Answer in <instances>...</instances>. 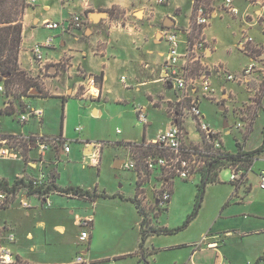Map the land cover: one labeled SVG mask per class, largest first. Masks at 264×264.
Here are the masks:
<instances>
[{
	"label": "crops",
	"instance_id": "0c3cea01",
	"mask_svg": "<svg viewBox=\"0 0 264 264\" xmlns=\"http://www.w3.org/2000/svg\"><path fill=\"white\" fill-rule=\"evenodd\" d=\"M220 3L221 0L215 2L210 22L227 16L230 18L233 26L237 28V33H234L237 35V38H234L232 46L238 53L240 52L243 57L247 58V63L238 72L240 73L251 60H254L256 62V73L251 78L259 74V72H261L260 74L264 73V0H233L234 5L240 12L234 18L220 13L217 8ZM250 3L257 4L251 6ZM192 8V0H167L164 6H159L157 0H35L34 4L29 6L23 15L21 43L17 60L19 70L26 73L29 77L40 76L38 66L33 62L31 57V47L33 44L44 40L48 35H55L54 32H57L44 29L42 27L44 22H59L73 15H82L85 19V27L83 30L71 34H59L57 32L56 34L58 35L56 37L60 38L59 45L45 51V58L52 65L66 62V64L64 63L65 70L62 74L60 73L66 85L65 90L63 88L58 90L52 85L53 82H58L60 75H55V66H49V71L52 70L54 74L51 75L53 77L44 79L45 86H47L44 90L50 95L28 97L29 99L43 98L44 100L56 98L60 101V106H62L61 98L64 99V118L62 129H60L62 131L61 135L59 134L54 139L61 138L63 142L68 143L69 153L64 154L61 145L52 146L44 153V164L41 166L38 161V154L34 145H32L31 150H27L26 153L23 151L19 153L18 161L21 163L20 174L28 177H37L42 169V172L47 176L49 174L54 175L53 182L61 189L69 187L80 188L90 193L95 191L97 194H101L95 179L96 177L98 178L100 172L99 167L101 165L102 153L97 158V163H95L92 156L94 151L92 143L88 141L83 143V162L81 163L84 173H87L86 168L88 169V178L93 180L91 185L89 183L88 185H84L83 183L78 185L72 182L64 184L60 174L57 172V163L61 162L58 161V158L60 160L62 157H65L67 160H70V157L74 156L70 148L72 140H68L67 138L66 111L71 101L70 99L73 98L81 84V78L77 75V70L100 77V80H98L100 82V98L90 101L91 103L94 102V104L96 102L94 106L98 107L99 105H105L110 98L117 103L122 102L118 93L113 88V83L117 80L116 72L119 70H123L122 75L118 79L119 83H121L120 78L122 76H127L128 88H125L121 83L123 89L139 91L141 87L147 86L150 83H160L168 88L170 85H166L160 80V77L163 76L162 66L167 52V47L160 37V29L163 27V21L167 17H171L174 20L175 25L173 27L181 31L187 29L190 25ZM111 10H115L116 14L111 16ZM103 12L107 13V16L100 18L98 21L93 20V14ZM138 13L140 16L137 15ZM203 35L208 47V50L205 51V55L208 53V56L204 60L206 66H209L210 64L207 60L216 52L218 44L216 36L212 32L211 23L204 29ZM248 38L251 41L245 46L257 52L253 56L239 48L241 44H245ZM228 51L226 49V52ZM218 63L221 64V62ZM215 66L210 65L209 69L211 70ZM40 78L43 77L40 76ZM228 87L233 88L225 83L221 85L220 90L226 89L228 91ZM50 88L51 90L48 91ZM170 89H172V86ZM230 93L227 95L232 96V98L237 95V92H232V90ZM32 96H36V94ZM148 96L152 98L151 95ZM22 101L25 107L29 106L26 100ZM79 101L81 102L80 99ZM153 102L152 100L151 103ZM94 106L91 109L92 115L97 117L101 114V110ZM226 109H228L227 106ZM142 110L146 111L144 108ZM259 110L264 111V107ZM259 110L257 111L258 114ZM37 122L39 125L41 124V122ZM142 124L145 128L143 137L146 142L153 140L169 127L168 122L167 126L164 129H159L156 137L152 139L146 137V129L151 125L150 121L146 120V124ZM75 129V133H80ZM5 134L19 135L20 133L6 132ZM20 135L44 137L43 135L34 133L26 135L25 132ZM73 141L76 143L83 142L79 136L77 140ZM246 143L247 139L242 143V149L245 152L258 148L250 149ZM126 159L127 152L125 156L115 160L114 167L117 169L123 168V162ZM256 169V174L259 178V173L264 171V152L252 161L247 170H244L245 182L241 186L234 188L233 193L236 196L242 190V199H238L232 202V204L251 213H240L230 218L218 219L213 226H209L208 230L205 229L199 237L194 239L195 241L177 240L178 238L176 237L179 233L187 231L197 220L202 210V202L197 216L183 231L172 235H152L147 237L144 243V251L148 264H264V216L262 218L258 217L256 215L258 208L249 201L252 189L250 184H248V175L250 172H255ZM14 178L10 177L8 179L6 176H1L0 180L12 185ZM245 187L248 189L246 190ZM141 188V191L138 190V193H143L147 197L145 185ZM135 196L136 188L132 196L118 193L109 198L99 197L95 201L52 191L49 195V200L51 201L50 208H45L38 200L33 203L31 199L36 197L28 196L27 202L31 207L23 209L15 201L9 208L1 211L4 213V216L1 218L0 224H5L15 236V241L11 246L14 253L21 260L30 264H71L78 254L84 256L87 264H94L95 262L99 264H127L129 259L134 260L136 264H143L139 260L138 254L141 240L140 222L142 218L139 216L135 204L130 199L136 198L140 204V208H142L141 203L145 201L139 200V196ZM107 199H112L120 205H130L132 209L131 213H129L130 215H126L121 220H110L106 213L101 210L102 202ZM170 205L171 200L164 212L170 210ZM162 213L158 216V221L154 223V227L170 228L162 226L159 223ZM134 214L138 218V221L136 220L138 231H135L136 234L138 233V236L135 241L129 240L126 243L127 238L124 237L125 231H131L133 228ZM88 218L92 220L89 240L85 244H81L79 242L81 229L78 223L79 220ZM115 225L122 229V236L119 233L114 236L116 239L112 240V243L110 242L107 247L111 252L110 254L104 256L98 255V252L103 250L106 245L104 242H107L111 236L110 229ZM162 237L169 240H163ZM130 238H132V234ZM202 245L205 248H202ZM62 247L64 249H60ZM68 249L70 250V254L72 253L71 256L67 255ZM205 253H208L206 255L210 256L205 258L199 256L205 255Z\"/></svg>",
	"mask_w": 264,
	"mask_h": 264
},
{
	"label": "rangeland",
	"instance_id": "374dc122",
	"mask_svg": "<svg viewBox=\"0 0 264 264\" xmlns=\"http://www.w3.org/2000/svg\"><path fill=\"white\" fill-rule=\"evenodd\" d=\"M31 5L32 4H29V6ZM114 14H116V11L111 10L110 15L113 16ZM138 15L140 16L139 13ZM210 23L212 25V32L216 36L218 44L216 52L207 61L210 65L224 68L229 73L236 75L239 73L238 71L243 65L247 63V58L243 57L241 53H238L232 46L234 44V38H237V35L234 34L237 33V28L233 26V23L227 16ZM54 33L55 35H58L56 34L57 32ZM59 41L60 38L56 37L54 46L59 45ZM247 48L253 51H249V55L253 56L257 53L254 49L250 47ZM226 49L229 51L226 52ZM207 56L208 53L202 59L204 66H198L194 74H198V71L200 70L205 71L209 69L210 65L206 66L204 60ZM218 62H221V64ZM64 63L66 64V62H60L58 65H52V63L49 65L51 67L55 66V75H60L58 82L52 81V85L58 90H61L62 88L65 90L64 88H66V85L63 82V76L61 75L65 70ZM122 73L123 70L116 72L117 80L113 83V88L115 89V92L118 93V96L122 101L121 103H117L110 98L105 105H99L98 107L94 106L96 105V102L94 104V102L91 103L90 100H81L80 102L76 96H73V98L70 99L71 101L66 111V132L68 135L66 136L68 140H72L70 148L72 149V155L74 156L72 157L70 155V160H67L65 157H62L60 160L58 158V161L61 162L57 163V172L60 174L64 184L72 182L78 185L81 183L84 185H88L89 183V185H91V183H93V180L88 178V169L86 168L87 173H84L81 167V163L83 162V143L88 141L96 146L95 149L98 151V157L102 153L101 165L99 167L100 172L98 178L96 177L95 179L99 191L109 196L118 193L125 196L133 195L134 189L136 188V176L134 175V172L126 171L123 168L117 169L114 167V162L117 158L125 156L126 142L140 143L143 139V131L145 128L143 124L140 123L142 121L138 118L137 111L135 110L136 108H138V110L140 108L146 109V120L151 123L146 129V137L152 139L156 137L159 129H164L167 126L170 121L169 117L173 115V112H178L180 115L178 121L181 123L182 129L188 131V136L190 138V140H184V144L186 146L198 147H204L206 145L203 133L196 129V126L186 112H183L179 107L175 108L172 101L170 103L166 102L167 100L174 101L177 96L172 89L169 90L166 86L160 83H150L147 86L141 87L139 91L126 90L123 89L122 84L118 81ZM260 73L261 72L252 78L250 77V80H248L246 84L234 82L227 83L222 77H217L214 73H211L210 80L212 87L215 89V99L211 102L199 97V109L204 117V122L208 124L212 130L218 132L216 137L221 140L223 149L226 152H232L230 154L236 153L238 150L237 143L242 145L246 139V145L250 149L261 145L263 139L262 129L264 127V111L259 109L264 107V73ZM52 74H54V72H50L49 69H47L43 78H40V76L29 77L27 75L26 79H28V85H15L9 89L14 98L7 95L6 100L4 96L0 95V110L3 111L9 108H14L15 110V113L13 114L14 116L0 114V125L3 133L12 132L21 134L25 132L26 135L34 133L43 135L48 139H54V137H57L60 134V127L62 124L60 101L56 98H47L45 100L43 98H28L35 94L36 96H49L50 94L44 90L47 87L45 86L46 83L44 82V79L47 77H53L51 76ZM225 83L226 85L229 84L231 87L235 88V90L228 87V91L226 89L221 91L220 87ZM230 89L232 92H237V95H235L234 98L229 95L231 99L227 95L231 94ZM50 90L51 88L48 89V91ZM78 94H80V92ZM21 95H23L22 97H24V99L20 97ZM148 95H151L152 98ZM22 100H26L29 107H32L33 109H42L43 117L40 125L34 118H30L23 125L19 123V114L25 110V105L22 103ZM152 100L154 101L153 103H151ZM4 102L7 104L9 103V105L2 110ZM93 106L98 107L101 110V114L97 117L92 115L91 109ZM226 106L228 109H226ZM220 107H223L224 111L219 110ZM258 110L259 114L257 113ZM225 124L226 126H224ZM78 126L82 127V131L77 134L74 132V129ZM74 136L76 137L73 139ZM78 136L83 142L76 143L73 141L77 140ZM123 141H125V143H123ZM22 151L26 153L27 148L23 147ZM18 156V153H12L10 158L0 159V177L6 176L9 179L10 177H16L17 173H21V163L18 161ZM248 168L249 165L243 169L247 170ZM256 171L257 169L255 172H250L248 175V184H250L252 189L250 198H248L251 204L258 208L256 215L262 218L264 216V191L259 188V178ZM156 174L157 172L153 175L154 179H151L150 182H147L149 181L147 179L144 184L147 191V197H144L143 199L145 203H141V209L147 218L148 225H151L152 227H154V223L158 221V216L166 211L167 208L160 209L151 205V201L153 200L151 187H157L159 185L157 177L155 176ZM229 176L230 170L222 169L218 173V182L207 185L203 198L202 210L200 211L197 220L187 231L179 233L176 237L178 238L177 240H194L199 237L205 229L208 230L209 226H213L218 219H225V217L230 218L233 215L240 213H251L250 211H244L232 204V202L242 199L243 192L242 190L239 191V194H236V196L233 194L234 186L229 182ZM199 182V173H196L192 178L186 180L180 178H175L173 180L171 187L172 197L170 210L162 213L159 219V223L162 226L177 228L183 224L187 216L190 215L193 210L196 201L197 185ZM245 188L246 190L248 189L247 187ZM117 197L119 196L117 195ZM146 198H148V200H146ZM36 200V198L31 199L33 203L36 202ZM226 205L228 206L224 209ZM101 206L102 212L104 211L110 220L124 219V217L126 215L129 216V213L132 211L130 205H120L112 199L104 200ZM3 216L4 213L1 212L0 220ZM136 220L138 221V218H136L134 214L133 228L135 229L132 228V232L130 230L125 231L124 237L127 238L126 243H128L129 240L135 241L138 236V233L136 234L135 232L136 230L138 231ZM118 233L121 236L123 234L122 229L118 228L116 225L110 229L111 236L108 238L109 240L107 242H104L106 245L103 250L98 252V255L104 256L111 253L107 247L112 240L116 239L114 236ZM131 234L132 238H130ZM162 239L169 240L165 239V237H162ZM114 248L116 249L115 246ZM202 248H205V246L202 245ZM60 249L64 248L62 247ZM206 254L208 253L199 256H202L201 258L210 256ZM67 255H72V253L70 254L69 249L67 250ZM94 264L99 263L95 262ZM127 264L136 263L134 260L129 259Z\"/></svg>",
	"mask_w": 264,
	"mask_h": 264
},
{
	"label": "built area",
	"instance_id": "2783aa9c",
	"mask_svg": "<svg viewBox=\"0 0 264 264\" xmlns=\"http://www.w3.org/2000/svg\"><path fill=\"white\" fill-rule=\"evenodd\" d=\"M35 0H27V4H34ZM217 0H192V14L190 25L187 29L181 31L176 27H161L160 37L167 47L165 60L163 62V76L160 80L172 86V90L177 94L175 100H167V103L174 104L175 108H180L186 112L188 117L199 132L203 133L206 145L204 147L186 146L184 142L189 139L187 131L182 129L178 118V112H173L169 121V127L161 132L153 140L142 143L125 144L127 150V159L123 162V169L134 172L136 176V189L141 191L147 179L150 182L157 177L159 185L151 187L152 198L151 205L164 209L168 206L172 197V183L175 178L186 180L192 178L205 167V158L217 155L218 152L225 153L223 144L216 136L218 132L212 130L204 122V117L199 109V97L208 101L215 99V89L212 87L210 74L214 72L217 77H222L226 82L246 84L251 76L255 74L256 62L251 60L240 73L233 75L221 67H214L205 71H198L194 74L198 66H204L202 63L205 57V51L208 50L203 31L209 25L214 11V5ZM167 0H157L159 6H164ZM257 3H250L251 6ZM220 13L230 17L239 15L238 8L233 0H221L218 5ZM85 19L82 15H73L66 20L59 22H44L42 27L49 31H57L59 34H71L83 30ZM56 35H48L41 42L33 44L30 49L32 60L38 66L41 77L45 75L49 64L45 58V51L53 48ZM251 41L246 39L245 44L239 46L240 50L249 53V48L245 45ZM77 75L81 78V84L78 91L74 94L77 99L95 101L100 98V82L95 75L77 70ZM125 88H128L126 78H120ZM80 92V94H78ZM0 95L7 100L4 84L0 83ZM3 103L2 110L7 106ZM1 111V110H0ZM137 115L142 123L146 124L147 116L142 109H137ZM43 111L25 107L24 112L19 114L18 121L21 125L25 124L30 118L41 122ZM180 124V126L178 125ZM241 127V126H240ZM81 131L78 126L75 129ZM185 140V141H184ZM202 140V138H201ZM202 142V141H201ZM34 145L38 154V161L42 166L44 164V153L54 145H61L64 154L69 153V144L60 139H48L37 135H14L5 134L0 126V159H8L12 153L22 152V148L32 149ZM93 146V161L97 163L98 151ZM150 148V151H148ZM139 150L147 151L139 155ZM230 170L229 182L235 186H241L245 182L244 170L238 165L228 168ZM2 181L0 180V183ZM17 183L16 189L12 185L0 186V212L9 208L15 201L23 209H29L31 206L27 202L28 196H35L42 206L49 208L51 206L48 191L49 178L41 171L37 177H28L22 174L16 175L13 184ZM259 188L264 191V171L259 173ZM139 200L144 201L145 195L138 193ZM145 203V202H143ZM81 232L79 242L85 244L89 240L92 220L90 218L79 220L78 223ZM15 241L13 232L5 224H0V264H30L21 260L12 250L11 246ZM71 264H87L82 254H78Z\"/></svg>",
	"mask_w": 264,
	"mask_h": 264
},
{
	"label": "trees",
	"instance_id": "16d2710c",
	"mask_svg": "<svg viewBox=\"0 0 264 264\" xmlns=\"http://www.w3.org/2000/svg\"><path fill=\"white\" fill-rule=\"evenodd\" d=\"M29 7L27 4V0H0V83L4 84L6 95L12 94L10 93L9 89L12 86H20V85H28V79H26V73L20 71L18 68L17 60H18V53L21 43V33H22V19L25 13V10ZM250 52H253L250 50ZM100 80V77H97ZM31 88V87H30ZM21 95L20 97H22ZM30 97H37V96H30ZM23 98V97H22ZM62 100V114H61V121L63 122L64 118V99ZM9 105V103H8ZM15 113L14 108H9L7 110L0 111V114L6 116H13ZM63 124V123H62ZM62 124L60 129H62ZM180 126V124H178ZM62 130H60L61 133ZM61 135V134H60ZM262 143L261 145L249 152H245L242 149V145L237 143V152L234 154H230L228 152L221 153L218 152L217 155L213 154L212 156L205 158V167L200 170V182L197 185V192H196V201L193 207L192 212L190 215L187 216L183 224L177 228H166V227H157L154 228L148 225L147 218L144 215L143 210L140 208L139 202L136 198L130 199L132 201L138 211L139 216L142 218L140 222V233H141V240L139 243V260L143 264H148L146 253L144 251V243L147 237L152 235H172L177 234L188 226V224L197 216L199 209L201 208V204L203 202V198L205 195V189L208 184L217 183L218 182V173L222 169H228L231 166L238 164L242 169L246 166H250L252 161L256 159L258 155L264 152V129L262 130ZM62 140V139H60ZM146 141L144 140L141 142L144 144ZM129 145L130 143H126ZM207 146V145H206ZM150 151V148L149 150ZM139 155H143L147 151L139 150L136 151ZM245 170V169H243ZM53 174H49V187L48 191L70 194L75 197L79 198H87L91 201H95L97 198H109L110 196L101 193L97 194L95 191L90 193L88 191L82 190L80 188H66L61 189L57 187L53 182ZM0 186L8 185L5 181L1 180ZM17 183L12 184V189H16ZM233 185V184H232ZM234 188L237 186L233 185ZM138 194V189H136V196ZM113 197V196H112Z\"/></svg>",
	"mask_w": 264,
	"mask_h": 264
},
{
	"label": "water",
	"instance_id": "95a60500",
	"mask_svg": "<svg viewBox=\"0 0 264 264\" xmlns=\"http://www.w3.org/2000/svg\"><path fill=\"white\" fill-rule=\"evenodd\" d=\"M105 16H107V13H104V12L103 13L93 14V20L94 21H98L100 18H103ZM174 25H175V22H174V20L171 17H167L163 21V27L170 28V27H173ZM50 72H52V70H50ZM168 88L170 89L171 86H168ZM219 110L224 111V108L220 107ZM224 126H226V124Z\"/></svg>",
	"mask_w": 264,
	"mask_h": 264
},
{
	"label": "bare ground",
	"instance_id": "6f19581e",
	"mask_svg": "<svg viewBox=\"0 0 264 264\" xmlns=\"http://www.w3.org/2000/svg\"><path fill=\"white\" fill-rule=\"evenodd\" d=\"M138 15V14H137Z\"/></svg>",
	"mask_w": 264,
	"mask_h": 264
}]
</instances>
